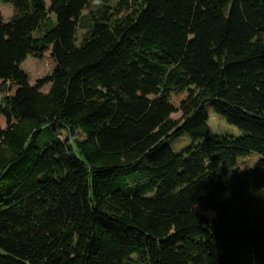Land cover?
<instances>
[{
    "label": "trees",
    "instance_id": "16d2710c",
    "mask_svg": "<svg viewBox=\"0 0 264 264\" xmlns=\"http://www.w3.org/2000/svg\"><path fill=\"white\" fill-rule=\"evenodd\" d=\"M3 1L0 264H264V0Z\"/></svg>",
    "mask_w": 264,
    "mask_h": 264
},
{
    "label": "rangeland",
    "instance_id": "374dc122",
    "mask_svg": "<svg viewBox=\"0 0 264 264\" xmlns=\"http://www.w3.org/2000/svg\"><path fill=\"white\" fill-rule=\"evenodd\" d=\"M47 6L50 7V1L46 0ZM0 14L5 21H10L14 15V10L11 4L5 3L0 0ZM50 21L55 23V16H50ZM90 28V20L88 17V12L83 14L81 19L80 28L78 31V44L82 43L85 35ZM47 30L46 26L40 28V30L35 34L36 37L42 36ZM54 66L49 61V59H35L33 57H28L27 60L22 65V70L29 76L30 84L36 85L39 80L44 79L50 73H52ZM49 86L44 89V92H48ZM2 95H0V102ZM210 121H209V132L211 135H229L234 137H240V132L237 128L232 127L228 124L227 120L221 116L216 115L211 108L208 109ZM176 120L180 119V114L173 116ZM50 138V131L45 130L38 141L37 146L41 149L46 145V142ZM168 145L175 154H181L184 150L192 145L190 137L183 136L178 139H170ZM250 261V259H249Z\"/></svg>",
    "mask_w": 264,
    "mask_h": 264
}]
</instances>
